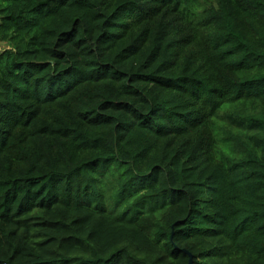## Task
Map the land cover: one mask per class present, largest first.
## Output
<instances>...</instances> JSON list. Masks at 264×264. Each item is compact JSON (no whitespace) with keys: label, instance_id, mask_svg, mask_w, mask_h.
I'll use <instances>...</instances> for the list:
<instances>
[{"label":"trees","instance_id":"1","mask_svg":"<svg viewBox=\"0 0 264 264\" xmlns=\"http://www.w3.org/2000/svg\"><path fill=\"white\" fill-rule=\"evenodd\" d=\"M0 264H264V0H0Z\"/></svg>","mask_w":264,"mask_h":264},{"label":"crops","instance_id":"2","mask_svg":"<svg viewBox=\"0 0 264 264\" xmlns=\"http://www.w3.org/2000/svg\"><path fill=\"white\" fill-rule=\"evenodd\" d=\"M9 47H11L10 43L0 41V51Z\"/></svg>","mask_w":264,"mask_h":264}]
</instances>
